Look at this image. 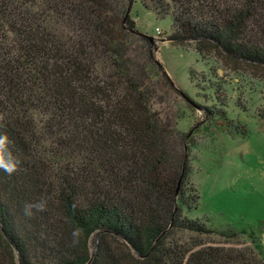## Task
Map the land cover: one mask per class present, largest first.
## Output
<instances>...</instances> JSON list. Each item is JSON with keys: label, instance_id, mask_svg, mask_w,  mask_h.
I'll list each match as a JSON object with an SVG mask.
<instances>
[{"label": "trees", "instance_id": "trees-1", "mask_svg": "<svg viewBox=\"0 0 264 264\" xmlns=\"http://www.w3.org/2000/svg\"><path fill=\"white\" fill-rule=\"evenodd\" d=\"M134 1L0 0V264H264L252 231L176 235L215 230L182 214L187 159L132 73ZM140 1L172 41L264 68V0Z\"/></svg>", "mask_w": 264, "mask_h": 264}, {"label": "rangeland", "instance_id": "rangeland-1", "mask_svg": "<svg viewBox=\"0 0 264 264\" xmlns=\"http://www.w3.org/2000/svg\"><path fill=\"white\" fill-rule=\"evenodd\" d=\"M128 12L139 35L153 37L152 59L145 41L130 38L132 73L143 82L151 109L170 124L174 151H184L187 159L186 189L196 207L184 206L182 214L215 230L200 236L178 231L177 237L234 247L250 245L252 231L264 250V68L231 63L216 50L199 53L193 42L172 41L170 18L140 0ZM217 109L228 119L216 116ZM226 228L238 234L226 238L216 233ZM242 229L246 232L240 233ZM95 238L93 234L89 240L90 249Z\"/></svg>", "mask_w": 264, "mask_h": 264}, {"label": "water", "instance_id": "water-1", "mask_svg": "<svg viewBox=\"0 0 264 264\" xmlns=\"http://www.w3.org/2000/svg\"><path fill=\"white\" fill-rule=\"evenodd\" d=\"M146 36L148 37V39H149L150 42H153V37H152V36H149V35H146ZM181 93H182L183 97H184L187 101H189V102H190L191 104H193V105H196V103H195L193 100H191L190 97H189L188 95H186V94L183 93V92H181ZM178 184H179V183H178ZM177 186H178V185H177ZM18 263L21 264L19 259H18Z\"/></svg>", "mask_w": 264, "mask_h": 264}, {"label": "built area", "instance_id": "built-area-1", "mask_svg": "<svg viewBox=\"0 0 264 264\" xmlns=\"http://www.w3.org/2000/svg\"><path fill=\"white\" fill-rule=\"evenodd\" d=\"M158 30V29H157ZM158 32H159V30H158Z\"/></svg>", "mask_w": 264, "mask_h": 264}]
</instances>
